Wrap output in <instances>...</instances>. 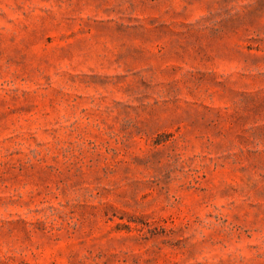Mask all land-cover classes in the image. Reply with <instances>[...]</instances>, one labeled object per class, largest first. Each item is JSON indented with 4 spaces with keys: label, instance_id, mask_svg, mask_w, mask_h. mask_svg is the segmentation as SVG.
Segmentation results:
<instances>
[{
    "label": "rangeland",
    "instance_id": "374dc122",
    "mask_svg": "<svg viewBox=\"0 0 264 264\" xmlns=\"http://www.w3.org/2000/svg\"><path fill=\"white\" fill-rule=\"evenodd\" d=\"M0 264H264V0H0Z\"/></svg>",
    "mask_w": 264,
    "mask_h": 264
}]
</instances>
